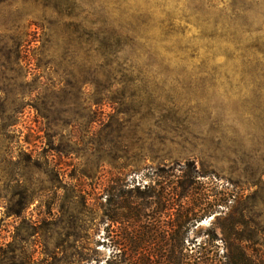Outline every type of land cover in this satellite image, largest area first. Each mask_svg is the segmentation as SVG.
I'll return each instance as SVG.
<instances>
[{
  "label": "rangeland",
  "instance_id": "rangeland-1",
  "mask_svg": "<svg viewBox=\"0 0 264 264\" xmlns=\"http://www.w3.org/2000/svg\"><path fill=\"white\" fill-rule=\"evenodd\" d=\"M174 171L193 258L264 264V0H0V264H106L95 193Z\"/></svg>",
  "mask_w": 264,
  "mask_h": 264
},
{
  "label": "trees",
  "instance_id": "trees-1",
  "mask_svg": "<svg viewBox=\"0 0 264 264\" xmlns=\"http://www.w3.org/2000/svg\"><path fill=\"white\" fill-rule=\"evenodd\" d=\"M176 174L177 171H174L172 176L173 178L175 176L177 183H168L161 191L156 192L147 185L141 192L138 187L137 190L140 191L138 199L131 195L132 191L123 190L124 185L122 187L109 185L102 193H95L96 209H104L99 224L104 226L105 232L102 246L111 249L110 259L106 264H206L203 262L206 261L203 253L193 258L194 252L188 250L192 246L195 248L198 242L192 241L189 248H186L185 244L188 232L212 214V207L202 208L203 199L201 196L198 198L197 194L200 183L193 174L184 173L183 176ZM167 188L171 190L165 194ZM172 194L179 199L176 201L178 204H174V200L170 198ZM188 196L193 202L198 203L196 212L185 207L184 201ZM90 198L91 195L78 191L66 199L64 207L69 210L71 206L74 207L81 202L87 208ZM103 200L105 205L101 202L99 205V201ZM175 209L178 210L176 221L167 227L160 219L162 215L171 214ZM167 236H170L169 241ZM208 240V243L213 245L214 240ZM167 243H170V248L177 250L176 253L173 250L172 256L162 253L163 248L168 247ZM198 247L202 249L203 244ZM47 263V260L40 262Z\"/></svg>",
  "mask_w": 264,
  "mask_h": 264
}]
</instances>
